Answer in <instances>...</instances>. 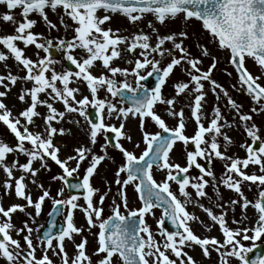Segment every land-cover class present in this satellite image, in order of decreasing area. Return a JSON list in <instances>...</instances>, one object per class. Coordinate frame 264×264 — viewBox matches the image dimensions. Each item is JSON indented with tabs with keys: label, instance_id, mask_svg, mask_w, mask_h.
<instances>
[{
	"label": "snow or ice",
	"instance_id": "obj_1",
	"mask_svg": "<svg viewBox=\"0 0 264 264\" xmlns=\"http://www.w3.org/2000/svg\"><path fill=\"white\" fill-rule=\"evenodd\" d=\"M0 6L8 10L0 14V20L14 25L12 34L0 35V66L4 69L0 73V122L15 140L10 145L0 139V171L5 176L0 186L3 196L25 201L5 207L0 196L3 264H57L54 257L59 264H198L185 250L197 246L205 258L215 252L218 264H232L233 260L236 264H264V255L249 257L257 242H264V137L253 119V114H264V0H0ZM13 10L19 11L13 14ZM49 11L58 17L59 26L49 19ZM30 14H37L49 32L71 29V37L50 39L33 32L37 21L30 19ZM114 14L124 16L137 30L125 35L121 33L127 29L106 27ZM65 17L72 23L68 24ZM144 21L150 33L139 27ZM177 21L181 24L178 32L162 34L157 27L166 28ZM193 22L199 24L198 29ZM29 46H34L36 59L26 55ZM53 48L74 70H57L61 61L53 58ZM40 52L44 55L40 56ZM222 55L236 73L230 88L252 103L247 112L229 88L213 77ZM249 59L258 67V73L248 67ZM206 60L210 61L207 68ZM13 67L16 74L11 71ZM176 69L187 80L178 77L172 83L173 94L165 95L164 88ZM225 72L232 77V72ZM153 76L155 85H147ZM17 85L15 99L24 107L14 115L6 101ZM209 93L215 98L210 114L205 111ZM57 103L63 110L56 107ZM158 106H163V115ZM40 107L45 109L43 113ZM185 107L189 109L187 116ZM89 108L94 111L90 113ZM70 114L82 117L87 124L88 144L75 147L74 154L62 158L61 145L54 141L70 130L56 125ZM165 117L175 120V125L170 126ZM189 119L196 125L191 136L185 133ZM129 120L138 121V142L126 128ZM69 122L81 123L78 119ZM149 123L157 130H148ZM234 128H242L251 139V143L240 145L246 151L245 158L228 155L233 139L225 129ZM99 138L103 143L99 144L98 154L94 149ZM122 141L132 143L133 150ZM177 142L185 147L184 165L174 159ZM141 143L144 147L137 155L135 149ZM189 144L194 150H188ZM109 148L118 150L123 162L116 165L114 172L115 195L120 203L113 199L111 215L105 218L103 205L111 187L94 200L100 189L94 187L91 178L103 162L115 163ZM21 155L25 157L23 163ZM215 159L224 164L225 171L219 178L211 167ZM49 161L61 169L60 174L51 176V181L60 182L54 194L50 186L39 182L42 171H51ZM82 164L86 167L81 181L70 183L69 178L79 175ZM250 165L257 171H245ZM193 167L201 175L191 176ZM157 174L163 177L159 181ZM29 184L38 190L35 197ZM173 184L177 186L175 190ZM209 185L215 193L214 200L206 191ZM221 185L234 191L238 199L224 200ZM65 186L79 194H66ZM129 186L141 202L138 208H129ZM253 186L257 191L249 199L244 189L251 191ZM81 198L83 204L79 202ZM203 200L208 201V206ZM46 202L52 206L47 215H63L64 224L54 231L53 219L41 235L43 225H33ZM237 206L239 219L235 216ZM197 208L211 223L201 220ZM77 210L83 213L86 228L77 225ZM156 210H160L159 217ZM17 212L28 217L20 226L13 222ZM229 212L233 213L231 223L237 225L235 228L229 226ZM146 217L155 220V230ZM192 223L200 224L205 231L218 226L223 239L197 235ZM85 231L95 237L92 253L88 252ZM21 234L22 242L15 238ZM157 236L161 239L157 240ZM66 242L75 250L71 255Z\"/></svg>",
	"mask_w": 264,
	"mask_h": 264
},
{
	"label": "rangeland",
	"instance_id": "obj_2",
	"mask_svg": "<svg viewBox=\"0 0 264 264\" xmlns=\"http://www.w3.org/2000/svg\"><path fill=\"white\" fill-rule=\"evenodd\" d=\"M8 10L6 9L5 6H0V14L7 12ZM19 10H13V14L18 13ZM49 19L53 22L56 23L59 26V21H58V17L53 14L51 11H49ZM103 14V13H101ZM18 19H20L19 17H17ZM30 19H35L37 21L36 26L32 29L33 32L35 33H43L47 38H56V37H71L72 35V31L71 29H69L67 32H65V30L63 28H60V31L57 32L55 30L49 32L47 27L45 26V24L43 23V21L41 20V18L37 15V14H30ZM148 19H152L151 16H148ZM65 21L68 24H71L72 22L70 20H68L67 17H65ZM193 25L196 29L199 28V24L197 22H193ZM107 26H111L113 29H117L120 28L122 30L127 29V31H122L121 34H129L131 32H135L137 29L135 27H133L131 24H129L128 20L120 15V14H114L112 17V20L109 23H106L105 25ZM139 27L143 28V30L145 32H149L150 33V29L147 28L146 26V21L141 22ZM157 27L160 29V32L162 34H169L170 32H178L181 28V24L179 21L175 22V23H168L167 27L165 28L164 26H160L157 25ZM14 31V25H12L11 23H5L3 20H0V35H4V34H12ZM57 42L56 39L53 40V43L55 44ZM186 43H188L186 41ZM21 47H23V45H20ZM52 54H53V58L61 61V63H58L56 65L57 70H61L62 67L67 68V66L65 65V63H67L66 61H64L62 59V53H60L59 51H57L55 48H53L52 50ZM26 54L28 56H30L32 59H36L37 57L35 55H33V53L35 52L34 46H29L26 50H25ZM193 52L195 54V49H193ZM44 53L40 52V56H43ZM221 62L217 65V68L213 70V77L215 79L218 80L219 83H221L224 87L229 88L231 95L233 96L234 99H236L238 102L243 103L244 105V111H249L250 107L252 106L251 101L249 100L248 97H246L245 95H243L242 93H238L235 90H232L230 88V86L232 84L235 83V77H236V73L233 71L232 67L230 65L227 64V57L226 55H222L220 57ZM210 63V61H205V65L204 67L207 68L208 64ZM9 64H12V61L9 60ZM247 65L248 67L254 72V73H258L259 69L257 66L254 65L252 60H248L247 61ZM225 69H227V71L232 72V77H229L226 72ZM11 71L13 72V74H16L17 69L15 67H13L11 69ZM4 69L2 66H0V73H3ZM174 75L173 77L168 81V84L165 86L164 88V93L165 95H172L173 94V89H172V83L173 81H175L178 77L184 80H187V76H182L179 69L174 70ZM24 73L21 72L20 75H23ZM129 82L133 84V87L135 86V81L133 78H129ZM143 83V82H142ZM18 88L19 85L17 86H13L12 87V92L10 94V99L6 101V103H8V106L10 108H12L13 114H17L18 111L20 109H22L24 107L23 104H21L19 101H17L15 99V96L18 92ZM207 88V85H206ZM0 90H3L2 88H0ZM85 94H87V92H85ZM101 95H103V93H101ZM79 98V97H78ZM208 104L205 106V111L207 113H211V108L215 102V98L212 96L211 93H209L208 95ZM225 102L223 100L220 101V104L223 105ZM15 105V106H14ZM56 107H58L60 110H63L62 105H60L59 103L56 104ZM39 111H41L42 113L45 111V109L43 107H40L38 109ZM92 109L89 108V112ZM158 110L160 111V113L163 115V106H158ZM226 113H227V109H223ZM185 113L186 116L189 114V109L187 107H185ZM78 119L81 121V123L79 125H76L75 123H71L69 121ZM165 119L167 120V122L169 123L170 126H174L176 121L173 120L172 118L169 117H165ZM228 119L232 120V115L228 114ZM253 119L255 121V123L260 127L261 129V134L262 137H264V114H260V115H255L253 114ZM115 123H117L118 125V121H114ZM130 124H126V128L129 130L130 134L133 136V141L138 142L141 140V133L138 127V121L137 120H129L128 121ZM37 123H40V121L38 120ZM58 128L59 127H64L66 130H70V131H66L65 135L63 136H57L55 141L57 144L61 145V157L63 158L66 155H71L74 154L73 153V149L75 147L80 146L81 144H88V136H87V124L83 121L82 117H79L75 114H70L67 115L65 118V121L62 122L61 124L56 125ZM135 126L134 131H132V127ZM207 126V123L206 125ZM196 129V125L194 123L193 120L189 119L187 122V126L185 129V133L189 136L193 135ZM148 130L150 131H156L157 128L152 125L151 123L148 124ZM225 131L228 132V135L232 137L233 139V144L229 147L228 149V155H234L236 157H240V158H245L246 157V151L244 148H241L240 145L242 143H244L245 141H247L248 143H251V139L249 137L246 136V134L244 133L242 128H234L233 130H227L225 129ZM0 139H2L4 142L11 144H15V140L13 135L10 133V131L7 129V127L0 122ZM124 143V146L126 148H128L129 150H133V144L129 143L127 141H122ZM221 142H222V138H221ZM103 143V139L99 138L98 139V144L96 146V148L94 149L95 151H97V153L99 154V144ZM191 145V144H189ZM188 145V150H190V147ZM144 145L141 143L140 148L135 149L136 154L139 155L140 152L142 151ZM223 143H222V148L221 150H223ZM109 152L110 154L114 157L115 159V163H112L111 161H106L103 162L102 165L98 168L96 174H94V176L91 178L92 179V183L94 185V187L100 189V193L97 194L96 197H94V200H98L99 194L104 193L105 191H107L108 187H111V191L108 192L107 197L105 198V202H104V217L106 218L107 216L111 215V207H112V200L116 199L117 203H120L119 198L115 195L116 194V190H117V185L114 184V172L116 169V165L122 163V157L121 154L118 152V150H113L111 148H109ZM9 160L13 159V156L10 154L8 157ZM174 159L176 160V162L180 163L181 165H184L186 163V159H185V147L182 143H177L174 147ZM19 160L21 163L25 162V157H23L22 155L19 156ZM200 163L204 164L205 167H207L208 165L206 164L205 161L201 160L199 161ZM50 167H51V171L50 172H43L40 174V180L39 182H43L45 184V186H50L53 194L55 193V191L57 190V188L60 186V182L59 181H51V176L53 175H57L61 173V169L55 165L54 162L49 161ZM36 166L38 167L39 165L36 164ZM86 167V164H82L79 175L78 176H74L71 178H80L82 179V176L84 174V168ZM212 170L215 172L217 178H219L223 173H224V164L222 161L215 159L213 160L212 163ZM245 171L251 173L252 171H257L256 168H254L253 166H249L248 169H246ZM257 174H259V172H257ZM17 175H19V173H17ZM190 175L195 177V176H199L201 175L199 169L196 168H192L190 170ZM5 178L4 173L2 171H0V184H2L3 179ZM163 177L160 174L156 175V179L159 181L161 180ZM207 178V177H206ZM29 187L32 189V193L33 196L35 197L38 193V190L36 189V187L34 185L29 184ZM173 190L176 189V185L173 184L172 185ZM3 188L2 186H0V196H3ZM128 196H129V208L135 209L141 206V202L139 201V199L137 198V196L135 195L133 189L131 186H129L126 189ZM189 191H193L191 189H189ZM206 191L208 192L209 196H211L213 198V200L215 199V193L211 187V185L208 186V188L206 189ZM246 195L248 196L249 199H253L255 193H256V188L255 186H253L251 191H248L247 188L244 189ZM220 192L224 198V200H230V199H238L236 193L232 190L226 189L224 188L222 185L220 186ZM65 193L68 194V190L67 187L65 186ZM81 204L84 203L83 199L81 198V200L79 201ZM203 202L205 203L206 206H208V201L207 200H203ZM11 203H20L23 204L25 203V201L21 200V199H17L14 196L12 197H8V196H3V204L5 207H7L9 204ZM189 207V211H193V208L191 205L188 206ZM52 210V206L50 202H46L45 207H44V211L42 213V215L37 218V224L33 225V227H37L39 225H45L47 218H48V212H50ZM251 210V209H249ZM28 211H32V209H28ZM121 211L122 213H124L125 215H127V211L121 207ZM196 214L200 216L201 220H205L208 223H211L210 220H208L207 216L205 213H203L201 210H199L198 208L195 210ZM214 211L218 212V209H214ZM160 215V210H156V216L159 217ZM233 213L229 212L228 214V221H229V226L232 228L237 227V225L232 224L231 223V217H232ZM235 216L237 219L240 218V208L239 206H237L236 208V212H235ZM24 219H28V217L24 216L23 213H19L17 212L14 216H13V222L16 223L18 226H20L21 221ZM147 221L149 224L152 225L153 230L156 229V223L155 220L151 217H146ZM75 221L77 223L78 226H84L85 228L87 227L86 225V220L85 217L83 215V213L80 210H77L75 213ZM60 223L64 224V218L62 217L61 220H59ZM192 228L194 230V232L197 235H200L201 237H211L214 236L217 237L218 239H223L222 234L219 230L218 226H215L212 228L211 231H205L204 227H202L200 224L197 223H192ZM42 229V228H41ZM93 232L98 231V229H93ZM22 235L19 237H15L17 239H21L22 242ZM35 235V233H34ZM84 235L88 237L90 243L87 246L88 248V252L92 253L96 247L95 244V237L90 235L87 231L84 232ZM15 236V234H14ZM157 240H160L161 238L159 236L156 237ZM77 242H79L80 237L77 236L76 237ZM245 243H250V242H245ZM259 244H263L264 242H257V245ZM66 250L68 251L69 255H71L75 250L74 248L70 245L67 244L66 242ZM186 251H189V254L193 256V258L198 262V264H218V256L215 252L211 253V257L210 258H205L201 252V249L197 246L194 248V250H189V249H185ZM39 251L37 252V255H39ZM250 255V254H249ZM57 264H59V259L55 258ZM93 259H97L96 256H93ZM0 264H3V261L0 260ZM232 264H236L235 260L232 261Z\"/></svg>",
	"mask_w": 264,
	"mask_h": 264
},
{
	"label": "water",
	"instance_id": "obj_3",
	"mask_svg": "<svg viewBox=\"0 0 264 264\" xmlns=\"http://www.w3.org/2000/svg\"><path fill=\"white\" fill-rule=\"evenodd\" d=\"M65 65L67 66V68L68 67H71L74 70V66H71L69 63H66ZM146 83H147V85L154 86L155 85V76L150 77ZM93 111L94 110H92V112ZM190 148H191V150H193L194 149V146L191 145ZM80 181H81L80 179H70L69 178V182L70 183H78ZM68 192L69 193L71 192L72 194H79V193H77V190L70 189V188H68ZM80 193H82V190H80ZM62 217H63V215H53L52 217H48V220H47L46 225L41 229V235H42L43 231H46L47 230V228L49 227V225L51 224V221L53 219L56 221V229L54 231H59L60 227L63 225L62 223L59 222V220H61ZM166 226L168 228H170L171 230H175L173 228V226L170 223H168V222H166ZM261 255H264V247L262 245L258 246L257 248H255L253 250L252 256L250 258L251 259H255L257 256H261Z\"/></svg>",
	"mask_w": 264,
	"mask_h": 264
},
{
	"label": "bare ground",
	"instance_id": "obj_4",
	"mask_svg": "<svg viewBox=\"0 0 264 264\" xmlns=\"http://www.w3.org/2000/svg\"><path fill=\"white\" fill-rule=\"evenodd\" d=\"M27 55V54H26ZM83 87V86H82ZM127 124H130L131 125V123H129V122H127ZM134 129H135V126L134 127H132V131H134ZM252 214V210H249V215H251ZM205 221V220H204ZM206 222V221H205ZM206 223H208V222H206ZM241 227L243 226V225H240ZM215 236V235H214ZM89 243H90V241H89Z\"/></svg>",
	"mask_w": 264,
	"mask_h": 264
}]
</instances>
